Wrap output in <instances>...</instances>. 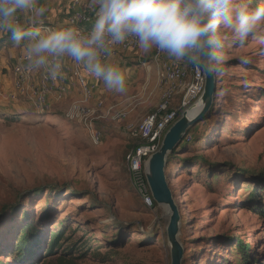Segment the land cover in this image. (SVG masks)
<instances>
[{
    "label": "rangeland",
    "instance_id": "obj_1",
    "mask_svg": "<svg viewBox=\"0 0 264 264\" xmlns=\"http://www.w3.org/2000/svg\"><path fill=\"white\" fill-rule=\"evenodd\" d=\"M27 13L25 21L34 18V12ZM259 31L264 34V27ZM21 49L13 42L0 44V66L5 63L0 99L12 91L9 81L17 65L12 60L22 56ZM153 52L140 49L116 58L127 61L118 62L126 69V91L109 90L99 114L111 105L135 108L120 121L93 118L103 132L97 144L85 123L66 117L80 100L77 95L48 102L43 113L30 104L7 109L0 101V208H11L0 217V264H21L17 246L30 225L36 232L30 247L35 250V242L40 247L36 264H171V217L156 201L153 207L142 203L126 163L135 142L128 125L151 113L165 88L163 65L153 60ZM223 52L214 110L166 166L182 215L183 264H242L241 243L251 247L252 264H264L259 211L264 209V44L249 38L240 46L228 33ZM184 65L187 83L192 65ZM184 92L175 94L173 107H180ZM58 230L63 239L45 255Z\"/></svg>",
    "mask_w": 264,
    "mask_h": 264
},
{
    "label": "clouds",
    "instance_id": "obj_2",
    "mask_svg": "<svg viewBox=\"0 0 264 264\" xmlns=\"http://www.w3.org/2000/svg\"><path fill=\"white\" fill-rule=\"evenodd\" d=\"M253 0H91L94 25L84 33L75 27L25 29L18 13L37 16L45 8L36 0H0V30L17 43L27 41L29 67H45L51 79L61 73L63 57L82 64L109 90L126 91V69L110 62L114 46L134 37L145 52L155 49L175 62L190 64L214 76L225 61V36L243 46L249 38L264 44V3ZM245 62H247L245 60Z\"/></svg>",
    "mask_w": 264,
    "mask_h": 264
},
{
    "label": "built area",
    "instance_id": "obj_3",
    "mask_svg": "<svg viewBox=\"0 0 264 264\" xmlns=\"http://www.w3.org/2000/svg\"><path fill=\"white\" fill-rule=\"evenodd\" d=\"M27 12L32 16L33 11L28 10ZM94 19L95 11L91 5V0H71V13L62 26L75 27L81 32L87 33L92 30ZM31 20H33V17ZM18 22L22 25V19L19 14ZM28 27L36 28L33 23L28 25ZM50 28L55 27L48 24L40 26L42 31ZM6 34L8 33L0 30V35ZM138 50L140 48L135 38L131 37L124 43L114 46L111 50V55L107 59L112 63L118 64L119 59L117 62L116 58L122 53ZM153 60L163 65L160 79L164 83L165 88L158 106L138 125H128L129 133L135 140V144H133L126 154V163L134 190L142 203L148 207H153L155 203L147 179L149 159L160 150L166 132L179 118V113H183V108L189 104L188 109H190L201 99L206 81L203 70L191 66V77L185 83L188 75L184 63H174L169 60L166 54L158 53L155 49ZM61 63L62 69L57 79H51L48 70L42 67L37 83H33L31 81L32 75L36 69L28 66L27 52L24 53L20 56L18 64L14 67L13 88L6 98L9 99L11 107H17L23 98L28 97V99L32 100L37 112L43 113L51 97L57 101L65 100L64 98L70 94L69 84L74 81L80 89L79 101L81 102L79 103L78 101L71 104L66 117L72 121L85 123L92 142L97 144L103 136V132L101 128H95L92 119L124 120L129 117L135 106L132 103L125 108L117 109L115 105H111L104 113L99 114L104 107V99L97 95L99 88L97 81H103L88 73L87 70H85L86 74H84V66L76 63L69 57H63ZM90 79H94L95 81L91 82ZM181 88H184L185 92L180 107L175 108L172 102L175 94ZM3 90L4 81L0 76V95L3 93ZM96 99H98L97 102H95ZM191 103L193 104L191 105ZM191 139V135L188 136V140Z\"/></svg>",
    "mask_w": 264,
    "mask_h": 264
},
{
    "label": "water",
    "instance_id": "obj_4",
    "mask_svg": "<svg viewBox=\"0 0 264 264\" xmlns=\"http://www.w3.org/2000/svg\"><path fill=\"white\" fill-rule=\"evenodd\" d=\"M205 78V88L200 99L203 103L201 110L193 118L189 117L188 110L183 111L182 115L166 132L160 150L154 153L148 162L147 179L153 198L158 204L167 206L171 211V218L167 227L171 244V264H183L185 249L179 240L182 215L167 180V159L168 155L186 138L190 128L201 121L214 104L217 92V73L214 76L205 74ZM9 208V204L1 206L0 217Z\"/></svg>",
    "mask_w": 264,
    "mask_h": 264
},
{
    "label": "crops",
    "instance_id": "obj_5",
    "mask_svg": "<svg viewBox=\"0 0 264 264\" xmlns=\"http://www.w3.org/2000/svg\"><path fill=\"white\" fill-rule=\"evenodd\" d=\"M36 4H37V7L45 8V12L40 16H37L34 13L35 15H34L33 20L29 19V21H25V19H23L26 15H28L27 11L18 13L22 19V22L25 23V25H22L25 29H28L29 28L28 25H30L31 23H33L36 26V28H39V29H40V26L42 24H48V25H51L52 27H55V28L60 27L66 22L67 12L71 13V0H68V1H66V0H36ZM40 30L42 31V29H40ZM9 42H10V44L12 42H13V44H16V42L12 39L10 33L3 35V36L0 35V44L2 43L4 45H6L7 43L9 44ZM19 44L22 45V49H21L19 55H21V54L23 55L24 52L25 53L27 52V51H25V50H27L26 49L27 41H22ZM18 58L19 57L17 56L12 60L13 66L18 64ZM119 63L122 64L123 66H125V64H127V61L126 60H119ZM2 66L5 67V63H4V65H1L0 67L2 68ZM85 70L86 69L83 68L84 74H86ZM41 71H42V67L39 69H36V71L33 73L32 80H31L33 83H37L38 78L41 74ZM90 81L93 82L95 80L90 79ZM9 82H11L13 84L14 74H13V78ZM97 82L99 84L97 95L101 98H103V97L106 98L108 96L110 97L111 93L109 92V89L105 86V84L103 82H100V81H97ZM69 88L71 91L70 95L73 97H75L77 95V98L79 99L80 98V89L77 86V84L74 81H72L69 84ZM76 89H77L78 94L76 93ZM11 90H12V88H11ZM54 100L55 99H49L48 102L51 103ZM0 101H1V104L3 106L8 107L7 109H12V107L9 103V99H0ZM27 104H30L33 107V102L31 99H22V102L17 107H22L23 105L27 106Z\"/></svg>",
    "mask_w": 264,
    "mask_h": 264
},
{
    "label": "trees",
    "instance_id": "obj_6",
    "mask_svg": "<svg viewBox=\"0 0 264 264\" xmlns=\"http://www.w3.org/2000/svg\"><path fill=\"white\" fill-rule=\"evenodd\" d=\"M258 4H259V0H253L251 6L252 7H257V6H259ZM217 92H218V86H217ZM217 92H216V95H215V101H214V104H213L212 108L207 113V115L199 122H202V121H205V120L209 119V115L211 114V112L214 110V107H215V102H216V99H217ZM180 116H181V113H179V117ZM196 125L197 124L193 125L190 128L186 138L182 141V143H180V145L168 155L167 163H168V161H170V159H172L174 157V155L176 154V151L179 148H185L188 145L187 143L192 141V139L188 140V136L191 135V131ZM134 144H135V142H134ZM259 211L262 214H264V209L263 208H259ZM32 227L33 226H31V225L29 226L30 230H31ZM29 228H25L24 229V231L22 233L21 240H20V244L17 246V253H18L17 258H18V260H20L21 264H36L34 259L37 256V254H36L37 249L40 248L39 244L37 246V243L35 242L34 245L36 246V249L35 250L31 249L30 245L32 244V242L35 239L36 232L33 231V230L30 231ZM63 236L64 235H63V231L62 230H58L57 232H54V233L51 234L50 241H49V243L47 245V248L45 250V255H49V254L53 253V251L59 245L60 241L63 239ZM250 249H251V247H247V245L241 243L240 250H242V253L244 255V263H242V264H252V261L254 259H253V257L251 255L248 254ZM41 264H44V263L42 262Z\"/></svg>",
    "mask_w": 264,
    "mask_h": 264
},
{
    "label": "bare ground",
    "instance_id": "obj_7",
    "mask_svg": "<svg viewBox=\"0 0 264 264\" xmlns=\"http://www.w3.org/2000/svg\"><path fill=\"white\" fill-rule=\"evenodd\" d=\"M202 106H203V103L201 100H199L195 105H193L190 109H188L187 112H188L189 117L193 118L194 116H196L197 113L201 110ZM165 208L168 211L169 217H171L170 209L167 206H165Z\"/></svg>",
    "mask_w": 264,
    "mask_h": 264
}]
</instances>
